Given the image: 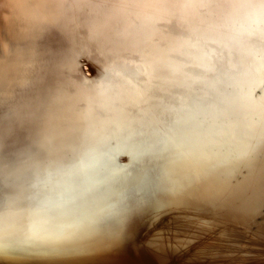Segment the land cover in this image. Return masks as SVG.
Listing matches in <instances>:
<instances>
[{"label": "bare ground", "instance_id": "6f19581e", "mask_svg": "<svg viewBox=\"0 0 264 264\" xmlns=\"http://www.w3.org/2000/svg\"><path fill=\"white\" fill-rule=\"evenodd\" d=\"M262 138L264 0H0V264H264Z\"/></svg>", "mask_w": 264, "mask_h": 264}, {"label": "snow or ice", "instance_id": "6c2138e0", "mask_svg": "<svg viewBox=\"0 0 264 264\" xmlns=\"http://www.w3.org/2000/svg\"><path fill=\"white\" fill-rule=\"evenodd\" d=\"M172 145L176 148L177 157L184 156L185 153L180 151V146H177L174 138L169 137L165 142V150L168 146ZM259 149H264V138H262L259 145ZM254 155L252 145H249L243 155ZM264 210V206H261L259 211ZM13 226L7 224L3 216H0V234L5 231H10ZM71 226L64 228H49L43 225L34 226L28 231L25 240L23 242V250L29 256L37 258H47L52 255H62L67 249L72 248H88L92 247L91 243L86 241V237L79 234L78 231L70 230ZM11 245H0V247H10Z\"/></svg>", "mask_w": 264, "mask_h": 264}]
</instances>
